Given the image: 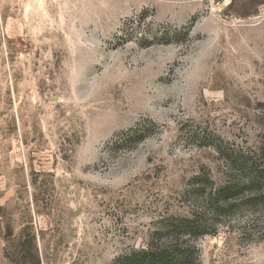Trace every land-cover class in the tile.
<instances>
[{
  "label": "rangeland",
  "instance_id": "rangeland-1",
  "mask_svg": "<svg viewBox=\"0 0 264 264\" xmlns=\"http://www.w3.org/2000/svg\"><path fill=\"white\" fill-rule=\"evenodd\" d=\"M261 149L264 0H0V264H110ZM241 190L191 264H264Z\"/></svg>",
  "mask_w": 264,
  "mask_h": 264
},
{
  "label": "trees",
  "instance_id": "trees-1",
  "mask_svg": "<svg viewBox=\"0 0 264 264\" xmlns=\"http://www.w3.org/2000/svg\"><path fill=\"white\" fill-rule=\"evenodd\" d=\"M227 166L240 173L243 182L236 183L226 178L229 180L216 186L208 175L205 179L195 176L194 192L200 209L188 216H172L162 227L163 232L150 236L144 247L130 248L116 256L110 264H191L197 261L195 241L200 235L213 233L207 216L213 219L219 216L226 210L229 199L243 187L259 192V185L264 183V149L240 161L227 160Z\"/></svg>",
  "mask_w": 264,
  "mask_h": 264
}]
</instances>
